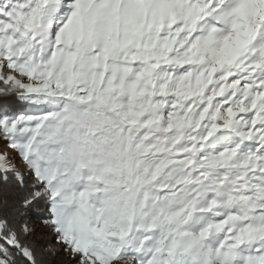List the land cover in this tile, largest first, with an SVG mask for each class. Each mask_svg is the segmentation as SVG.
Instances as JSON below:
<instances>
[{"label": "snow or ice", "instance_id": "1", "mask_svg": "<svg viewBox=\"0 0 264 264\" xmlns=\"http://www.w3.org/2000/svg\"><path fill=\"white\" fill-rule=\"evenodd\" d=\"M0 141V264H264V0H0Z\"/></svg>", "mask_w": 264, "mask_h": 264}, {"label": "rangeland", "instance_id": "2", "mask_svg": "<svg viewBox=\"0 0 264 264\" xmlns=\"http://www.w3.org/2000/svg\"><path fill=\"white\" fill-rule=\"evenodd\" d=\"M2 144L3 142L0 141V145ZM6 150L11 153V149ZM32 227L35 231V235L46 245L47 250L54 254L56 260H58L60 264H75V261L69 253L63 250V245L55 242L54 232L48 228L42 220L37 219L32 222Z\"/></svg>", "mask_w": 264, "mask_h": 264}, {"label": "trees", "instance_id": "3", "mask_svg": "<svg viewBox=\"0 0 264 264\" xmlns=\"http://www.w3.org/2000/svg\"><path fill=\"white\" fill-rule=\"evenodd\" d=\"M13 185L9 184L7 187L0 185V200L4 199L5 197L11 199L13 196ZM37 219L42 220V214L40 213H29L28 215V221L30 226L32 227V222L36 221ZM33 228V227H32ZM32 239L40 245L45 250V255L47 256V264H60L58 260H56L54 254L47 250V247L43 242L35 235L32 237Z\"/></svg>", "mask_w": 264, "mask_h": 264}]
</instances>
